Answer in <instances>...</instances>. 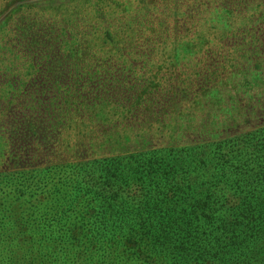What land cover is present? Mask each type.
Segmentation results:
<instances>
[{
  "label": "trees",
  "instance_id": "obj_1",
  "mask_svg": "<svg viewBox=\"0 0 264 264\" xmlns=\"http://www.w3.org/2000/svg\"><path fill=\"white\" fill-rule=\"evenodd\" d=\"M164 1L118 0L109 11L85 0L87 13L69 6L71 15L57 19L37 0L25 22L32 0L2 2L1 42L11 51L3 60L41 73L30 80L34 106L9 127L0 264H264V56H249L244 73L227 78L222 60H209L204 72L170 83L131 37L144 30L125 29L152 19L148 29L167 28L168 40L177 31V43L201 25L206 36L218 25L247 28L251 51L264 52V0H179L152 10ZM210 8L215 17L201 24ZM132 9L142 16L135 23L125 21ZM244 11L256 21L238 17ZM184 52L171 50L166 61L176 69L195 50ZM223 96L229 108L220 115Z\"/></svg>",
  "mask_w": 264,
  "mask_h": 264
},
{
  "label": "rangeland",
  "instance_id": "obj_2",
  "mask_svg": "<svg viewBox=\"0 0 264 264\" xmlns=\"http://www.w3.org/2000/svg\"><path fill=\"white\" fill-rule=\"evenodd\" d=\"M11 1L12 3L15 2V0H11ZM32 1L33 2H31L27 6V8L24 10L22 14L23 18H20L22 22L30 21V17H33L35 13V10H32V7H34L35 5L32 3H34L37 0H32ZM43 1H47V3L42 2L41 4L45 3L47 6L43 5L40 9L48 10L51 8V4H52V7H54V10H57L56 12V15L58 16L57 19H61V15H65L66 17L71 15L72 10H69V6H74V5H78L79 7L82 6L83 11H85V7H86L85 0H52V1L43 0ZM97 1H99L101 7L107 8L109 9V11H111L110 8L112 7L115 8V5H118V0H113V2L110 3V5L107 4L109 3V0H106V1L97 0ZM148 1H151V0H148ZM178 1L179 0H174V2H172V0L171 1L166 0L159 4L152 3L150 6L152 7L153 11L158 12V11H161V9H165L167 7H170L172 9L173 4L178 5ZM2 2H4V0H0V9L4 7L5 5V4L2 5ZM56 2H63V3L58 4ZM81 3H84L85 6L81 5ZM222 3L225 4V2H222ZM234 5L236 6L238 5L239 7L243 8L242 4L234 3ZM54 10H52L51 13H55ZM133 10H134L133 15L130 14L131 16H128L127 18H125V21L135 23L134 17H137V19L142 17L138 13H136L137 11L136 9H132V11ZM85 12H82L81 16H84ZM90 14L95 15L97 17L95 10L90 12ZM145 15L151 17L150 13L145 14ZM200 15H199V18H197V20H199L201 24L207 25L211 23L213 18L215 17V11L212 10V8H210V10L208 11L205 10ZM238 17L244 18V19L248 18L249 21H256V16L248 11H244L243 14H241V16L238 15ZM167 18L170 22L172 21V16H168ZM138 21L141 22V20H138ZM236 21L237 19H235V22ZM100 23H104V20L100 21ZM72 24L74 27V22H72ZM137 24L129 25V29L126 27L125 29L126 31H128L127 33L135 34L134 31L136 28H139L140 32L144 30L142 33H138L131 37H135V39H137L140 42V46L146 49L148 55H156V63L157 65H160V67H156V72H160L161 70L162 72L164 71L165 73L164 81L167 80V82H170V83L172 82L171 81L172 78L180 77V75L184 79L185 78L190 79L189 77L192 73L204 72L205 65L206 63L209 62V60H213V61L222 60V71L223 70L226 71V72H223L222 77L227 78V72H232L233 71L232 69H235V68L236 69L242 68L240 73L242 72L244 73L246 64L249 63L250 61L248 60L250 58L249 56H253L255 54L254 57H252V59H258L259 57L264 56L263 51H258V53L252 52L251 50H255V49L249 48L248 44L251 42L248 40H249V36L251 35L252 31L248 30L247 28H244L243 30L239 29L238 31H236L235 29L234 31H232L229 28L226 29L225 25L223 26L218 25V26H213V29H210L211 33H209L208 36H206L205 34H202V32H200L202 30L201 27H204L203 25H201V26H198L197 32L194 31V32L186 34L183 40H181L182 38L179 36L180 40L177 43H174L172 41L177 38L178 32L176 31V32H172L173 34L172 33L169 34L168 36L169 40H168L167 39L168 30L166 28L167 22H165L163 24L164 26L162 27L166 29L159 31V32H152L150 28L148 29L150 25L153 26L157 24V21H153L152 19H149L147 21H144L143 23L138 24L139 26H137ZM70 27L72 28V26ZM74 30H76V27H74ZM247 30L248 32H246ZM235 32L237 34H234ZM254 34H256L258 37H261L263 35V33L259 31L255 32ZM2 35L3 33L0 34V169H3L5 167V164H7L8 157L12 150L9 127L10 126L12 127V122H15V123L18 122V120L25 115L26 111L28 110L26 107L34 106V99L31 95H29V93L35 91L34 90L35 86L34 85L32 86L30 84V80L35 79V77L41 73V70L38 68L32 69L29 74H25L24 69L20 71L11 70L10 66L8 65H11L12 61L3 60V55L11 51L8 47H6L7 45L4 44L3 40L1 42ZM117 36H120V35L117 34ZM201 37L206 38V40H201ZM143 40L146 42H143ZM184 40H185V43H182ZM190 40L192 41L193 46H188L187 43ZM25 42H26V38H22L21 43L24 44ZM157 42L163 43L162 47H156ZM17 44H18V40H17ZM257 44H260V42L258 41ZM155 48L156 50H154ZM174 49L175 51L179 50L182 53H185L184 51H189L190 49L195 50V52L189 53V55H192L190 58L179 59L180 64H177L178 68L174 69L173 67L175 66L176 63H173L171 61L170 62L166 61L168 60V58H166L165 56V55H169V51L174 50ZM239 49H242V50H239ZM214 53L222 55L224 57L222 58L216 57ZM172 54H175V53L172 52ZM193 55H196V56H193ZM238 56H246V57H243L245 59L240 58L238 60L236 59L238 58ZM171 60L177 61L178 59L172 58ZM237 62H240V63H237ZM162 65L164 67L161 69ZM169 67H172V68H169ZM12 72L14 74H12ZM6 76L7 77L10 76V78H8L10 79V81L3 83V80L5 79ZM242 76L243 74L242 75L239 74L240 78L237 80L238 82L240 81L241 83H243L245 81V78H243ZM224 86H227V85L224 84ZM224 90H227V88H225ZM221 103L223 106L222 110L215 109L217 112L216 111L214 112L220 115H225L228 110L224 111V109L229 108L228 98L226 96H223Z\"/></svg>",
  "mask_w": 264,
  "mask_h": 264
}]
</instances>
